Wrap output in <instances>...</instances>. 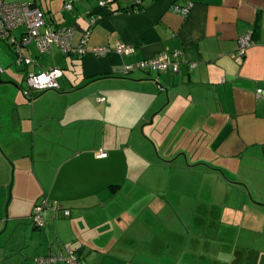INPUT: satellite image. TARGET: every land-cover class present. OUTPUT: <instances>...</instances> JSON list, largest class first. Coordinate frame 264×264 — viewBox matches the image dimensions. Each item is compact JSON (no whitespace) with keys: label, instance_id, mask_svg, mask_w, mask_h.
<instances>
[{"label":"crops","instance_id":"1","mask_svg":"<svg viewBox=\"0 0 264 264\" xmlns=\"http://www.w3.org/2000/svg\"><path fill=\"white\" fill-rule=\"evenodd\" d=\"M32 5L53 29H72L73 46L90 37L82 56L31 45L29 66L0 41V264L67 248L80 264H264V0ZM118 43L135 52L119 55ZM100 47L112 51L95 56ZM175 52L179 73L122 72ZM14 64L25 83L61 69L60 89L29 101ZM43 201L62 211L37 229Z\"/></svg>","mask_w":264,"mask_h":264},{"label":"built area","instance_id":"2","mask_svg":"<svg viewBox=\"0 0 264 264\" xmlns=\"http://www.w3.org/2000/svg\"><path fill=\"white\" fill-rule=\"evenodd\" d=\"M136 5H141L143 0H135ZM108 1H101L99 5L105 8ZM66 10L73 9L72 4H67ZM174 10L183 16L190 12V7H174ZM88 16V15H87ZM90 27L95 26L101 17H87ZM22 29L23 34L20 38L16 37L15 33ZM73 30L67 28L53 29L47 24L45 13L38 7L22 1L11 3L8 0H0V41L10 43L17 54L16 64L18 66L31 65L34 61L23 54V50L31 45H35L38 51L42 54H48L54 49H59L65 55L82 56L87 53V44L90 37V31L85 35L81 44L78 47L72 45ZM252 46L250 37H241L238 40V54L244 55L245 52ZM109 47L94 48L92 53L95 56H106L111 52ZM115 51L121 55H131L135 51L132 47L118 43ZM180 53L175 52L172 55L164 54L160 57L142 61L136 65H128L123 68L124 74H129L133 71H149L151 73H160L172 68L174 73H179V64L177 59ZM195 65H191L194 68ZM63 71L57 68H51L48 71L38 74H29L26 78V88L24 95L29 101H33L34 91H46L60 89V79L63 77ZM162 90L164 88L159 85ZM263 91L259 90L258 94ZM106 99L99 98L98 102L104 103ZM105 152H100L98 158H106ZM50 203L43 201L40 206H36L31 216L32 224L36 227L45 225L46 215L50 209ZM52 210H60L62 207L55 203L52 205ZM66 216H70L69 211H65ZM68 255L61 252L53 253L44 258H37L35 264H80L79 259L67 248Z\"/></svg>","mask_w":264,"mask_h":264},{"label":"rangeland","instance_id":"3","mask_svg":"<svg viewBox=\"0 0 264 264\" xmlns=\"http://www.w3.org/2000/svg\"><path fill=\"white\" fill-rule=\"evenodd\" d=\"M9 2H11V3H14V2H19V1H22V2H25V3H29V4H34V1H36V0H8ZM20 33V32H19ZM0 44H2V45H4V46H6L3 42H0ZM7 47V46H6ZM8 48V47H7ZM0 50H1V48H0ZM9 51V50H8ZM3 53L0 51V57L2 56L3 57V55H2ZM11 70H10V73H17V75H19V79H18V83H23V89L24 88H26V83H25V81L23 82V73L21 72V69H19L15 64L14 65H12L11 67H9ZM8 68V69H9ZM6 78H8L6 75H4V77H3V80H5ZM2 80V79H1ZM3 80L1 81V82H3ZM7 80H10L9 78L7 79ZM28 101V100H27Z\"/></svg>","mask_w":264,"mask_h":264},{"label":"trees","instance_id":"4","mask_svg":"<svg viewBox=\"0 0 264 264\" xmlns=\"http://www.w3.org/2000/svg\"><path fill=\"white\" fill-rule=\"evenodd\" d=\"M105 8H106V7H105ZM99 9H100V10H103L104 8H102V7L99 5ZM90 16H96V15H95V14H91ZM96 17H98V16H96ZM74 56H75V55H74ZM130 73H131V72H130ZM63 74H64V73H63ZM126 75H127V74H126ZM42 203H43V202H42ZM42 203H41V204H42ZM41 204H40V205H41ZM54 204H55V203H54ZM40 205H36V206H40ZM36 206H35V207H36ZM50 206H51V207H50L48 213H49V212L57 213V211H59L58 209L56 210V208H55V210H52L53 207H52V205H50ZM60 206H61V205H60ZM35 207H34V208H35ZM34 208H33V211H34ZM60 210L62 211V208H61ZM33 211H32V213H31V216L33 215ZM64 214H65V211H64ZM31 216H30V218H31ZM65 216H66V215H65ZM67 217H68V216H67ZM30 220H31V219H30ZM31 221H32V220H31ZM46 221H47V219L45 220V225H46ZM45 225H44L43 227H41V228L36 227V226H34V227L37 228V229H42V228L45 227ZM73 254H74V253H73ZM75 256H76V255H75ZM76 257H77V256H76ZM77 258H78V257H77ZM78 259H79V258H78Z\"/></svg>","mask_w":264,"mask_h":264},{"label":"water","instance_id":"5","mask_svg":"<svg viewBox=\"0 0 264 264\" xmlns=\"http://www.w3.org/2000/svg\"><path fill=\"white\" fill-rule=\"evenodd\" d=\"M162 86V85H161ZM164 88V87H163ZM165 90V89H164Z\"/></svg>","mask_w":264,"mask_h":264}]
</instances>
